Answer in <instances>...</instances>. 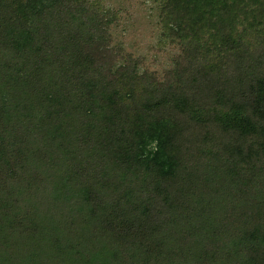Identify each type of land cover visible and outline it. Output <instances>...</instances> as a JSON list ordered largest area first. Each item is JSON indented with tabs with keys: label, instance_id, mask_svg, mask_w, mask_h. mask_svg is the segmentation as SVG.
<instances>
[{
	"label": "trees",
	"instance_id": "obj_1",
	"mask_svg": "<svg viewBox=\"0 0 264 264\" xmlns=\"http://www.w3.org/2000/svg\"><path fill=\"white\" fill-rule=\"evenodd\" d=\"M158 1L165 86L101 4L0 0V264H264V0Z\"/></svg>",
	"mask_w": 264,
	"mask_h": 264
},
{
	"label": "rangeland",
	"instance_id": "obj_2",
	"mask_svg": "<svg viewBox=\"0 0 264 264\" xmlns=\"http://www.w3.org/2000/svg\"><path fill=\"white\" fill-rule=\"evenodd\" d=\"M101 4L113 13L114 21L109 32L112 48L117 50L119 66H138L140 78L153 79L158 86L168 84L171 73L177 68V63L183 57V49L166 30L163 22L161 4L158 0H91ZM175 118L170 113L153 117L155 131L169 141L163 152L171 154L178 162L188 160L184 138L180 142L182 133L177 128ZM160 125L158 127L157 125ZM154 133V132H153ZM157 135V134H156ZM169 135V137H167ZM158 150L156 143L151 150ZM157 149V150H156ZM191 149V146L189 147Z\"/></svg>",
	"mask_w": 264,
	"mask_h": 264
}]
</instances>
